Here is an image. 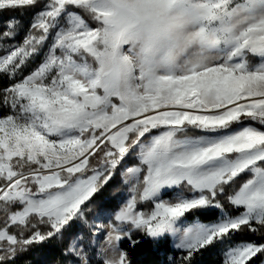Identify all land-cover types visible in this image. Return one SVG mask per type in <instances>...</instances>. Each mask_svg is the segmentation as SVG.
Here are the masks:
<instances>
[{"label":"snow or ice","instance_id":"obj_1","mask_svg":"<svg viewBox=\"0 0 264 264\" xmlns=\"http://www.w3.org/2000/svg\"><path fill=\"white\" fill-rule=\"evenodd\" d=\"M37 3L0 0V11ZM102 26L119 35L114 48L130 43L131 54L147 33L162 54L133 64L114 51L99 96L88 68ZM15 30L10 20L0 37ZM50 35L39 66L3 89L10 113L0 116V261L52 238L63 243L73 223L80 230L68 237V264H130L121 243L134 248L140 237L171 238L185 253L180 264H192L200 250L264 227V130L245 123L264 126V0H115L114 10L48 0L21 44L0 47V74L21 73ZM128 156L136 163L120 173L127 198L90 221L93 197ZM242 173L250 178L236 187ZM146 203L150 211L137 210ZM194 211L217 219L187 220ZM258 254L264 244L228 245L223 264Z\"/></svg>","mask_w":264,"mask_h":264},{"label":"trees","instance_id":"obj_2","mask_svg":"<svg viewBox=\"0 0 264 264\" xmlns=\"http://www.w3.org/2000/svg\"><path fill=\"white\" fill-rule=\"evenodd\" d=\"M48 0H39V3L34 7H25L23 9L16 10H2L0 11V34L7 30V23L10 20L16 22V34L11 38L0 37V47H7L11 44H21L25 35L30 29V25L33 22L34 16L43 9L44 5ZM77 14H82L81 10H76ZM39 35V33H37ZM50 37L47 42L42 46L37 54L31 57L22 72L17 74L13 79H9L7 75L0 74V116L9 114L10 108L2 104L3 89L11 86V84L22 79L31 71L35 70L36 67L43 61L45 52L50 46ZM4 54L0 51V55ZM253 61H255L253 59ZM246 124H252L257 127L254 122L246 121ZM262 129V127H260ZM136 163L133 156H128L118 166L114 178L110 183L99 193L93 197L91 206L92 212L86 213L90 221L95 216L96 209L105 208L115 210L118 207L119 199L121 198V192L124 189L120 177L119 169L124 165L131 166ZM244 176L241 175L236 178V187H239ZM188 194L186 189H182ZM223 203L224 208L231 214H236L233 207L229 206L226 195L219 197ZM146 204H138L137 209L145 210ZM199 217L201 221L212 222L217 219L216 211H194L187 214V219L192 221L194 218ZM4 216L0 214V224H2ZM257 231L253 232L245 227L243 231L234 233L230 239L224 243L214 244L208 246L205 249L200 250L194 254L192 264H223L224 262V251L228 245H235L240 242H255L257 245L264 244V227L256 226ZM80 226L73 223L72 227L69 228L64 234L63 243H60L57 239L52 238L40 245L30 246L29 250L25 253H19L17 257L9 261H0V264H68L69 260L74 259L67 252L68 237L71 233L79 231ZM139 236V234H135ZM142 242L134 247L130 248L127 241L121 243V248L127 250L129 254L130 264H180L181 257L185 255L180 250L172 248L169 240L161 241L159 244L155 242H149L148 240L140 237ZM264 260V254H258L248 261V264H260Z\"/></svg>","mask_w":264,"mask_h":264},{"label":"clouds","instance_id":"obj_3","mask_svg":"<svg viewBox=\"0 0 264 264\" xmlns=\"http://www.w3.org/2000/svg\"><path fill=\"white\" fill-rule=\"evenodd\" d=\"M98 7L101 10H114L115 0H97ZM87 10V9H86ZM88 14L94 19L95 13L88 11ZM119 41L118 34H107L105 28L102 26L96 41V56L90 58L88 71L92 75L94 91L97 95L103 96L104 89L102 87L107 74L113 70V52L128 57L129 62L135 64L138 56H143L146 59H152L162 54V50L157 45V42L153 36L145 33L140 41L136 44L133 53L129 54L126 50L131 48L129 44H119V47L114 48V45ZM119 91L121 95L126 94V88L123 79L119 82Z\"/></svg>","mask_w":264,"mask_h":264},{"label":"rangeland","instance_id":"obj_4","mask_svg":"<svg viewBox=\"0 0 264 264\" xmlns=\"http://www.w3.org/2000/svg\"><path fill=\"white\" fill-rule=\"evenodd\" d=\"M50 44H51V37H50ZM255 60L256 58H251L250 57V60ZM39 66V65H38ZM37 66V67H38ZM36 67V68H37ZM257 125V127L258 128H260V127H262V130H264V126H260V125H258V124H256ZM125 166H128V165H126V164H124L120 169H119V177H120V181H121V183H122V180H121V175H120V173H121V171L124 169V167ZM241 175H243L245 178H244V180L242 181V183L243 182H245L248 178H250V174L249 173H242ZM240 175V176H241ZM241 183V184H242ZM122 185H123V183H122ZM123 187H124V189L122 190V192H121V198L119 199V202H118V206H119V204L120 203H122L123 202V200L124 199H126L127 198V196H128V193H127V186L126 185H123ZM172 195V190H168V191H166L165 193H164V198H169L170 196ZM188 195H190V192H188ZM95 197V196H94ZM229 206H231L230 204H229ZM146 209H145V211H150L151 210V208H152V205L150 204V203H146ZM231 207H233V206H231ZM137 210H139V209H137ZM92 220V219H91ZM188 220V219H187ZM105 223L107 222L106 220L104 221ZM171 239V238H170ZM215 244H218V243H215ZM235 245H237V244H235ZM235 245H232V246H235ZM172 248H174L173 246H172ZM175 249V248H174ZM176 250V249H175ZM225 251H226V249H225ZM225 251H224V253H225ZM226 257H225V255H224V259H225ZM75 259V258H74ZM260 264H264V260L260 263Z\"/></svg>","mask_w":264,"mask_h":264}]
</instances>
